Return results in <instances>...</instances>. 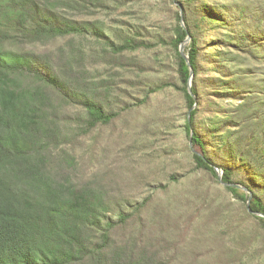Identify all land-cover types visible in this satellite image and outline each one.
Listing matches in <instances>:
<instances>
[{"label":"trees","instance_id":"obj_1","mask_svg":"<svg viewBox=\"0 0 264 264\" xmlns=\"http://www.w3.org/2000/svg\"><path fill=\"white\" fill-rule=\"evenodd\" d=\"M171 3V25L157 30L143 14L115 19L122 0H0V264H191L159 232L153 192L126 198L76 151L169 89L187 109L196 167L219 183L223 169L225 191L264 229V0ZM219 257L234 264L231 249Z\"/></svg>","mask_w":264,"mask_h":264},{"label":"rangeland","instance_id":"obj_2","mask_svg":"<svg viewBox=\"0 0 264 264\" xmlns=\"http://www.w3.org/2000/svg\"><path fill=\"white\" fill-rule=\"evenodd\" d=\"M122 1L126 5L119 9L117 20L136 23L143 14L146 26L157 30L173 21L171 0ZM176 5L180 10L178 2ZM88 18L98 17L79 16ZM75 41L80 46L86 42ZM50 45L54 49L70 46V38ZM154 54L171 66L174 58L168 49L159 48ZM171 70L166 68L163 75L175 74ZM186 111L179 94L163 91L153 96L149 111L139 109L131 117L97 130L76 151L126 198L142 199L153 192L152 216L164 223L159 232L171 238L172 246L182 241L191 264H216L227 249H231L234 264H264V229L259 220L244 212L222 181L196 167L191 152L196 149L184 129ZM174 175L177 181L171 178Z\"/></svg>","mask_w":264,"mask_h":264},{"label":"water","instance_id":"obj_3","mask_svg":"<svg viewBox=\"0 0 264 264\" xmlns=\"http://www.w3.org/2000/svg\"><path fill=\"white\" fill-rule=\"evenodd\" d=\"M180 13H181V22H182V26L185 28V30L188 32L187 33V37L186 39L181 43L180 45V53L181 55L185 58L187 64L189 65V68H190V77H189V83H188V87H189V91L191 94L195 96L194 92H193V89H192V86H193V81H194V76H195V70L194 68L192 67V64H191V60H190V56L189 54L187 53L186 49L190 46V44L192 43V35L191 33L188 31V27L186 25V21H185V18H184V15H183V8L180 6ZM196 106V104H195ZM194 106V107H195ZM189 117H190V114H189ZM192 135H193V132H192ZM191 145L193 146V142L191 141ZM216 170H217V173H218V176H219V179L220 181H222L223 179V169L219 168V167H216ZM225 185H229V183H226V182H223ZM234 186H237V187H240V188H243L246 192L249 193V201H248V204H250V201L253 197V193L245 186H242L240 184H232ZM259 214V213H258ZM261 214V213H260ZM263 215V214H262Z\"/></svg>","mask_w":264,"mask_h":264}]
</instances>
